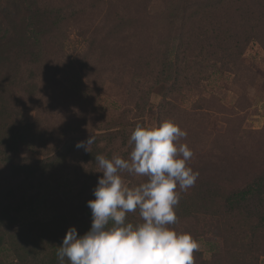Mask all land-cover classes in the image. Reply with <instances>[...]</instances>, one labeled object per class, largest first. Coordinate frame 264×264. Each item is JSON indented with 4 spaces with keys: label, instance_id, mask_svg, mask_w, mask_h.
<instances>
[{
    "label": "rangeland",
    "instance_id": "rangeland-1",
    "mask_svg": "<svg viewBox=\"0 0 264 264\" xmlns=\"http://www.w3.org/2000/svg\"><path fill=\"white\" fill-rule=\"evenodd\" d=\"M0 13V132L24 130L14 157L56 164L36 176L23 223L58 221L61 231L47 230L59 234L56 243L70 227L85 233L91 223L76 194L88 152L75 145L99 126L114 132L122 124L127 138L102 143L99 154L128 158L135 128L127 125L143 96L139 124L174 121L193 152L187 163L199 175L187 191L177 188L169 227L199 243L195 264H264L262 221L245 222L225 206L264 171V0H0ZM167 63L185 80L174 109L161 98L167 85L154 84ZM122 179L136 186L147 178L124 172ZM20 180L0 166V192ZM127 220L142 222L138 210ZM26 233H12V242L34 251ZM250 242L256 246L247 250ZM15 263L0 254V264Z\"/></svg>",
    "mask_w": 264,
    "mask_h": 264
},
{
    "label": "clouds",
    "instance_id": "clouds-1",
    "mask_svg": "<svg viewBox=\"0 0 264 264\" xmlns=\"http://www.w3.org/2000/svg\"><path fill=\"white\" fill-rule=\"evenodd\" d=\"M186 136L172 120L156 127L137 124L128 158L97 155L102 176L93 189L95 198L87 202L91 227L83 235L75 227L68 229L56 251L58 264H195L199 243L190 233L169 227L177 222V188L187 191L199 175L187 163L193 152L180 143ZM94 142L90 136L75 147L90 152ZM124 172L147 179L128 186ZM137 210L142 222L133 224L127 214Z\"/></svg>",
    "mask_w": 264,
    "mask_h": 264
},
{
    "label": "trees",
    "instance_id": "trees-1",
    "mask_svg": "<svg viewBox=\"0 0 264 264\" xmlns=\"http://www.w3.org/2000/svg\"><path fill=\"white\" fill-rule=\"evenodd\" d=\"M163 56L170 57L168 46L164 45ZM167 65L168 67L164 66L162 68L154 84L161 85L162 83L167 85L161 98L162 101L165 102V105L173 107L174 109L176 105L174 104V99H178L177 97L180 96V91L178 89L183 84V82H185V80L176 75V70L178 68L175 71H172L168 63ZM140 86L141 84L138 83L133 86V89L138 90L140 89ZM86 92H88V96L94 97V95L91 94L93 93L92 91ZM86 92H83V94ZM142 97L143 96H140L138 98V103L135 104L134 110H132L135 112L133 115L134 119L131 118L132 122L134 123L132 125H127L129 127L134 126L135 128V126L139 124V114H141V107H143L144 104ZM133 112L127 111L125 112L127 114L124 116L130 117ZM24 125L26 128H30L28 127V123H25ZM111 130L112 128H110L108 125L98 127L96 131L99 132V134L92 135L95 137V142L92 144L90 152H88L84 158L85 168L80 169V180L82 182L81 189L77 192L76 198L79 200L80 211L90 223L92 222L91 210L87 206V202L95 198L93 195V189L97 185L98 177L102 176V174H90L91 169L98 168L95 157L99 155L100 148H102V143H105V146H107L116 139L127 138V129H125L122 124H119L117 131L113 132ZM9 131L11 132L12 130ZM24 142V130H19V134L14 137H11L10 135L6 136L0 132V166L6 167L9 172L16 174L17 178H21V186H17V190L15 189L14 191L13 188L9 187L6 188L5 191L0 192V254H10L13 257V260L16 261L15 264H58L56 251L58 246H60L62 243H56L51 239L53 236H58L59 234L53 231L52 237H48L47 230L51 227H55L61 231V227L58 225L59 222L56 220L53 222L52 220H35L32 222L23 223L21 221L23 217L22 213L27 210V207L32 208V203H29L27 207H25L23 204L27 199L31 200V198L26 195L33 190L34 181L37 180L36 176L38 174L43 175L54 170V166L56 164L53 162H32L26 158L14 157L15 151L18 147L21 148ZM209 202L211 205L213 201H209V197H207L205 199V203ZM225 206L229 211L228 213H231V215L234 212L242 213V216H245V222L252 218L258 222L262 221L260 227L264 229V211L263 213L259 212V209L264 210V171L261 172V174L257 176L252 182L245 185L244 188L231 192L225 199ZM252 208L255 209L254 211L256 212L252 213ZM247 214L249 215L247 216ZM90 227L85 229V232H87ZM25 232L27 233L24 234V236L33 239L32 244L29 243L28 245H30V248H34V251H28V247L25 246L24 243L22 244V242V245L12 242V238H15L12 233L20 235V233ZM46 236L47 239L44 240ZM255 246L256 242H250L246 249L251 250ZM65 264H67V260H65Z\"/></svg>",
    "mask_w": 264,
    "mask_h": 264
}]
</instances>
